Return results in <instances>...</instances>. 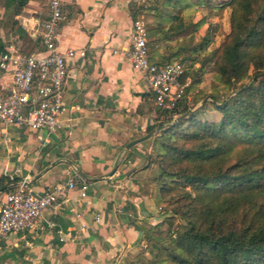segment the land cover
Masks as SVG:
<instances>
[{"label": "crops", "instance_id": "0c3cea01", "mask_svg": "<svg viewBox=\"0 0 264 264\" xmlns=\"http://www.w3.org/2000/svg\"><path fill=\"white\" fill-rule=\"evenodd\" d=\"M135 1L70 0L65 4L58 47L85 49L86 55L69 60L67 110L60 130L50 133L0 123V204L26 176L37 195L69 178L76 181L65 198L44 211L35 228L11 233L3 240L2 260L126 264L143 243L142 223L161 221L153 201L140 194L137 179L157 131L148 129L157 122V106L127 55ZM7 11L0 4L1 52L42 51L38 22L48 14V0H29L14 16L17 25L9 23ZM21 16L35 24L37 37L21 26ZM11 85L12 72L0 74V93L6 94ZM82 184L88 186L86 196ZM50 221L56 226L49 227Z\"/></svg>", "mask_w": 264, "mask_h": 264}, {"label": "trees", "instance_id": "16d2710c", "mask_svg": "<svg viewBox=\"0 0 264 264\" xmlns=\"http://www.w3.org/2000/svg\"><path fill=\"white\" fill-rule=\"evenodd\" d=\"M28 1L0 0L9 23L17 25L14 16ZM153 1L150 61L183 64L182 80L190 83L180 106L157 107L148 128L157 129L154 152L137 173L157 163L150 182L166 216L143 229L150 256L139 254L137 263L264 264V0H197L211 15L231 10V31L212 52L209 33L195 42L190 32L197 26L183 14L190 0ZM143 10L131 7L134 18ZM209 62L215 79L207 91L200 84ZM209 105L218 118L203 116Z\"/></svg>", "mask_w": 264, "mask_h": 264}, {"label": "built area", "instance_id": "2783aa9c", "mask_svg": "<svg viewBox=\"0 0 264 264\" xmlns=\"http://www.w3.org/2000/svg\"><path fill=\"white\" fill-rule=\"evenodd\" d=\"M68 1L48 0V14L41 23L38 22L42 27V51L25 54L10 49L0 52V74L8 70L12 72L10 90L6 94L0 93V123L30 130L46 129L50 133L62 128V116L67 110L65 86L69 60L86 55L85 49L62 51L58 47L59 29L66 19L64 6ZM20 24L33 37H37L39 31L35 24L31 25L29 18L21 16ZM148 29V24L142 18L133 20L127 55L133 68L146 80L155 105L162 109L177 108L185 96L190 79L182 80L185 67L181 63L158 65L150 61ZM29 179V176L23 177L14 190L6 193L0 204V245L11 233L35 228L44 211L65 198L69 189L76 187L75 179L69 178L66 183L57 184L53 190L37 195L30 187ZM87 188L86 184L81 185L83 196H86ZM48 225L53 228L56 223L50 221ZM0 264L17 263L0 258ZM115 264L123 263L118 261Z\"/></svg>", "mask_w": 264, "mask_h": 264}, {"label": "rangeland", "instance_id": "374dc122", "mask_svg": "<svg viewBox=\"0 0 264 264\" xmlns=\"http://www.w3.org/2000/svg\"><path fill=\"white\" fill-rule=\"evenodd\" d=\"M214 3L221 2V0H213ZM135 4H138V6L144 7V10L141 12V17L145 22L151 15L152 10H150V6L154 4L153 0H136ZM189 6L184 9V16L186 21H192L194 23H197L196 28H191L190 32H193L194 36V41L198 42L202 37H204L207 33L210 34L211 40L209 41V44L206 46V51L212 52L213 50L219 49L223 43L225 42L227 35L231 31V25H230V14L231 10L226 9L223 10L221 13L219 9H215L211 15L210 9L204 4L201 5L197 0H190L188 1ZM219 11V13H218ZM147 19V20H146ZM149 25V23H148ZM189 33V32H188ZM187 37V36H186ZM185 38V37H184ZM179 40V39H178ZM177 39H175V42ZM167 42L163 43L164 45ZM164 48L162 47L161 50ZM206 53H204L201 56V60H204L206 58ZM198 66V64L196 65ZM206 68V73L204 77L202 78V82L200 84V87L202 90H211V83L215 79L212 69H213V62H209L205 65ZM202 116V115H201ZM203 116H208L211 119L218 118L220 115L217 111L213 109L212 106H208V109L206 113L203 114ZM202 116V117H203ZM154 152V146L153 142L151 144V147L149 148L148 151H146V156L147 153H152ZM146 164V163H145ZM157 172V163H153L149 168L143 172H141L138 175V183H139V191L142 196H146L150 198L154 205L156 206V210H158L159 214L162 215L161 221L159 222H164L165 214L163 213V209L166 208V204L158 202V200L155 197V186L154 182H150L152 180V177L156 174ZM171 214V213H168ZM157 222L156 224H158ZM152 225L155 224H150L147 222H143L141 227H142V232L144 228H148ZM164 227H166V224H164ZM147 242L143 239V243L128 257L126 264H138L136 258L140 254V256H150L148 251H147Z\"/></svg>", "mask_w": 264, "mask_h": 264}, {"label": "water", "instance_id": "95a60500", "mask_svg": "<svg viewBox=\"0 0 264 264\" xmlns=\"http://www.w3.org/2000/svg\"><path fill=\"white\" fill-rule=\"evenodd\" d=\"M205 101H206V100H203V102H205ZM190 113H191V110L188 111V112H186L185 114L179 116V117L177 118V121H178V120H181V119H183V118H186Z\"/></svg>", "mask_w": 264, "mask_h": 264}]
</instances>
